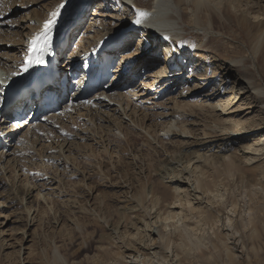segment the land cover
<instances>
[{
    "label": "rangeland",
    "instance_id": "obj_1",
    "mask_svg": "<svg viewBox=\"0 0 264 264\" xmlns=\"http://www.w3.org/2000/svg\"><path fill=\"white\" fill-rule=\"evenodd\" d=\"M25 1L29 2L0 0V41L7 43L17 40L23 34L30 39L38 33L34 25L49 19L60 1L62 2L43 0L22 7ZM205 1L219 13L223 21L220 19L221 23L214 22L213 29L194 37L196 29L187 23L195 13L196 7L180 6L181 10H185V16L181 20V26L184 28L183 38L185 42H197V46L192 47L188 54V45L183 50L177 42L172 43L175 51L170 56L176 61L177 67L168 69L167 73L176 74L182 69V75L156 82L153 87L156 88L155 91L147 90L148 85L153 82L152 78H132L129 80L130 86L116 91L119 95L112 97L135 105L134 101L138 102L136 106L148 112L160 111L164 106L173 109L176 113L167 108L164 110L167 118L156 121H164L168 127L175 126L176 123L179 127L187 125L192 134L179 133L183 137H171L170 132L166 131L169 128L166 127L156 132L155 136L151 132V121H146L143 125L145 128L136 129L140 136L135 138V147L122 145V148H119L115 144L105 147L99 144L88 145L89 141L85 140L82 147L83 157L77 156L78 151L70 152L69 165L60 164L58 160H47V154L54 159L58 158V145H66L68 142L71 147L77 146L75 135L78 127H87L85 130L89 135L88 131H94L97 123L102 124L98 118L95 123L91 115L87 116L97 99L96 93L88 91L83 99L75 101L80 105L81 113H85L83 119H78L76 110L72 117L63 120L66 121L61 123L65 125H60V133L54 131L47 135L48 138L32 141L33 147L30 142L31 158L24 157L25 159L19 160L18 163L7 162L9 156L0 159V201L4 202L0 204V264H147L149 261L156 264H197L192 254L179 262L178 259L184 254L179 248L165 249L163 241L166 234H173L176 229L168 230L164 224L188 225V228H195V231L190 232L194 236H202L203 249L211 247V241L215 240L218 233L222 244H228L229 255L232 256L234 264H264V230L259 228L252 232L249 226L242 225L248 218L246 206L250 202H247L248 197L244 194L247 185L243 186L242 180L245 179L241 178L238 169L240 165L254 167L258 172L261 168L264 169V101L256 99V95L264 96V86L260 81L264 83V40H260L255 50V40L251 41L247 36L249 33L245 31L259 20L264 24V0ZM127 3L110 2L107 5L108 10L101 12L112 27L118 29L126 25V21L131 17V8ZM94 6L95 2L92 1L81 9V27L68 32L67 52L73 51L82 38L84 27L92 18ZM207 21L209 22V19ZM238 22L242 23L244 28H239ZM125 31L127 30H123ZM144 34L142 30L131 33L132 43L122 54L132 53L136 43L147 37ZM206 38H210V41H206ZM146 40L147 43L151 41L149 38ZM91 42L93 45L90 48L96 46L98 37L92 38ZM199 44L205 46L198 48ZM85 47L90 49L86 44ZM160 48L159 46L149 50L145 57L157 54L161 58ZM2 51L6 52L8 48H3ZM55 53L54 51L50 54L51 58H54ZM69 54L64 53L56 58L63 62L65 59L69 60ZM106 54L110 59L111 53ZM251 58L254 64L251 63ZM11 65L17 66L14 63ZM161 67L162 64L155 71ZM247 69L251 72H245ZM146 74L152 76L153 72ZM222 88L224 90H221ZM142 91L146 93L143 97L146 101L139 103L134 95ZM233 92L237 97L226 107H232V110L221 113V104L224 106L221 100L229 98ZM0 93L3 96L2 103L8 93L3 89ZM175 103L186 105L191 111L187 121L179 119L178 113L181 111L174 107ZM0 108L3 110L4 106L1 104ZM25 116L11 117L4 127L10 128L16 119ZM41 118L40 114L35 118L38 119V124H44ZM219 120L226 121L229 125L222 126ZM237 122L242 124L237 128L233 127ZM236 129L245 131H235ZM115 132L119 133L118 130ZM214 132L224 136L216 138ZM22 134L15 137L17 143L26 139ZM157 136H160L159 140ZM201 138L211 139L213 143L208 147L194 146L192 140ZM144 139L150 143H146ZM185 143L190 144L193 152L188 159L179 156V150L187 148L183 147ZM162 144L166 147H162ZM1 150H4L3 146L0 147ZM213 155H218L219 158L213 159ZM148 161L153 163L154 167H147ZM126 163L130 168L128 170L124 169ZM230 166L232 169L228 173L225 170ZM80 168L82 176L74 175ZM88 172L96 173L94 179L85 180V183L89 182L91 186L94 183V190L89 191L90 195L86 189L82 188V192L76 188L77 183L82 181L81 177L84 180V174ZM126 172L128 177L122 181L128 179L127 186H117L118 177ZM260 177L261 175L257 174L255 183L247 189L256 191L258 196H261L258 202L262 204L264 181L258 183L257 179ZM27 180L40 185L38 190L25 192L23 184ZM156 184L166 185L174 192L175 198L163 202L160 209L161 212L169 204L171 208L164 209V212L172 210L175 213L174 218L164 220L165 213L157 216L159 209L155 205V195L152 192V188L159 186ZM46 192V197L50 198L45 200L42 194ZM26 193L29 195L26 196ZM233 206L235 212L231 213L229 209ZM207 212L215 215L211 217L213 224L203 220V216L209 214ZM251 232L260 234V238L257 237L254 243L248 242ZM89 237H93L92 249L80 250L86 245ZM221 253L223 258L217 259L213 264H230V258L223 248ZM255 253L257 256H254Z\"/></svg>",
    "mask_w": 264,
    "mask_h": 264
},
{
    "label": "bare ground",
    "instance_id": "obj_2",
    "mask_svg": "<svg viewBox=\"0 0 264 264\" xmlns=\"http://www.w3.org/2000/svg\"><path fill=\"white\" fill-rule=\"evenodd\" d=\"M41 1L43 0H29V2L25 1V3L22 4V7H26ZM92 1L95 2V6L91 14L92 18H90L91 20L90 22H88V25L84 27L83 36L75 45L76 47L74 48V50L67 52V49L69 47L67 43L69 42L68 41L69 38L67 36L68 32L76 29L78 30L81 27V23L83 19L82 17L83 14L81 9L84 6H86L88 3H92ZM110 2L111 3L113 2V4L126 2L127 4L130 5L131 8L130 10L131 17L126 21V25H122L118 28L119 31H117L118 29L112 27L110 22H107V20H105L104 15L101 13L103 12V10H108L107 5ZM61 4H63V7H59ZM183 5L196 7L195 13L192 14L189 22L187 23L188 25H191L193 28L196 29V32L193 34L194 37H199L201 36L200 34L202 35L206 34L209 29H213L212 24L214 22H220L221 16H219V13L205 0H62V2L60 1L59 6L56 7V10L59 8V15L56 17V24L53 26V30H52V45L49 51L44 54L43 64H33V66L29 68L27 72L23 71L22 62L27 52L25 48V44L28 43L29 40L31 39V38L29 39V37L27 38L25 34L21 35L17 40H12L7 43L0 41V72H1L0 79L2 81L0 82V90L3 89L8 93L7 97H6L7 95L6 93H5L6 95L4 96L6 98L5 105L7 103L13 104L12 108L9 109L8 111L4 110L5 108L3 110L1 109L2 107L0 108L1 109L0 111L1 146L0 147L2 146L4 147V150L0 151V159L2 160L3 156L4 158L9 156L7 162L18 163L19 160L20 161L24 160L25 159L24 157L31 158V154L29 153L31 151V148L29 146L32 143V141L37 142L39 140H42L43 138H46L47 135L54 133V131H58V133H60V125L62 122L66 121L63 120L66 119V117L69 116L72 117V114L76 110L77 111L75 113L77 114L78 119H83V115H85V113H81V110H79L80 105H78V103H76L75 101L77 99H83L88 91H92L96 93L95 96L97 97V99L93 103L94 107L92 106L93 108L92 109L90 108V110L87 112V116L91 115V118L94 122L96 118H98L100 123L102 124L95 122L97 123V127L94 128V131L88 129L89 130L88 132H90L89 135L86 133L85 130L87 127L85 129H83L82 127L81 128L78 127L76 130L77 135H75L76 136L75 140H77L75 144H77V146L75 145L71 147V144L69 145L68 142L66 143V145H62V144L58 145L57 146L59 147L58 158L54 159L49 154H47L45 156L47 160L49 161L58 160L60 161V164H68L69 161L71 160V156L69 155V153L73 151L74 152L78 151L77 156H79L80 158L81 156L83 157L82 147L85 140L89 141L88 145L99 144L105 147V145L115 144L119 146V148L120 146L122 148V145H126V146L130 145L131 147L132 146L135 147L137 144L135 138L140 136V134L136 129L145 128L143 125L144 122L146 123V121H151L152 123L150 125V128L152 127L151 132L152 134H155V136H156V132H158L159 130L160 131L164 130V128L166 129V127L169 128L166 131L170 132L171 137L172 136L177 137L178 135L179 137H183L179 133L183 135L192 134V130L188 128L187 125H183L179 127L178 124L176 123L175 126L168 127L166 126L167 123H165L164 121L159 123L156 121L157 119L163 120L167 118L168 115L164 112V110L167 109L168 107L164 106L160 111L148 112L146 110L137 107L136 105L138 102L134 101V103H136L135 105L132 104V102H123L120 99L116 100L112 98L114 95L117 96L119 95V93L117 94L116 91L130 86L129 80L132 78H136V77L138 78L142 77L145 79L152 78L153 82H151L150 85L147 84L149 86V89L147 90H152L153 87H155L154 84L156 82L160 83L166 79L173 78L174 76L180 77L182 75L181 72L182 69L179 71V73L176 74H172L171 72L167 73V70L168 69L172 70L173 68L175 69L177 67L176 61L173 59L172 56H170L172 52L175 51L172 45L173 42H177L178 46H182L183 50H185L184 47L188 45L187 46L188 52L186 54L189 53L192 47L197 46L196 45L197 42L195 44H192L191 42H185L183 38L184 28L181 26V20L185 16V10L183 11L180 9V6ZM140 12H146L148 13V15L146 17H141L139 15ZM97 17H101L100 20H96L95 18ZM208 19L209 22L207 21ZM136 20H139L140 23H136L135 22ZM221 21L223 20L221 19ZM43 23L44 21L42 23H39V25L36 26L34 25L37 32H39L42 29ZM237 24L239 25V28H244L242 23L238 22ZM81 30L83 29L81 28ZM123 30H127V31L123 32ZM137 30L140 31L142 30V32L145 33L144 36L147 35V37H143L142 39L139 40L138 43H136L135 49L132 53L127 55L122 54L124 51H126L125 49H127L128 46H130V44L132 43V41H130L131 33ZM245 31L246 33L247 32L249 33L248 35L246 33L245 34L248 36V38H250L251 41L255 40L254 49L257 50V46L260 40L262 39L264 40V24L262 23L261 20H259L257 23L253 24L252 28H249ZM92 33L95 34L88 36V34H92ZM149 35L150 37H148ZM94 37H98L99 42L96 44V46L90 48L93 45L91 39ZM165 37H167V39H165ZM147 38L151 39V41L148 43L146 40ZM208 40L210 41V38H208ZM208 40L206 38V41ZM85 44L90 49H86ZM159 46L161 47L159 50V54L162 55L161 58L157 56V54L152 55L151 57H145L147 55L146 53L149 50L152 51L155 48H158ZM204 46L205 45L199 44L198 48ZM3 48H8V51L6 52L2 51ZM54 51L56 52L55 56L54 58H51L52 56L50 54H52ZM106 52L111 53V56H109L110 59H108ZM64 53H70L68 56L69 60L65 59L66 63L65 61L63 62L60 61L61 60L60 58H56L59 57L60 55L62 56V54L64 55ZM94 56L96 57L100 56V58L102 57L103 66H105L106 69L103 74L106 76L107 80L102 79V81L105 82L103 84L99 83L98 81H95L93 75L91 76V78H88L87 75L90 67V59H92ZM82 59H84V62H82ZM262 59H264V57H262ZM262 59L261 62L263 64ZM250 60L251 63L254 64L253 59L251 58ZM135 62L136 64L134 65ZM12 63L17 64V66L11 65ZM160 64H162V67L159 70L155 71V69H157V67ZM59 67L61 68V71L58 72V76L62 77V79L69 78L70 80V84L66 88L67 96L65 98H60V94L57 95L56 98L59 100V103H61L62 105L59 110H55L56 106L58 105L55 106H50L49 104L45 105L44 107H46V111L48 113L42 115L41 119L44 122V124H38V119L34 120L33 119L34 116L31 115L32 110L31 112H29L30 105L32 104L31 99H33L32 94L36 95V98H38V92L34 91V93L31 92V96L29 95L26 96L25 94H23L24 91H26V88L24 87L25 86L27 87V85H29L33 81L34 82L38 81V83L41 84L42 81L38 79L39 76L44 75L43 71H47L53 68L58 69ZM140 70L141 72H139ZM147 72H153V75L152 76L147 75L146 74ZM245 72L249 73L251 71L247 69V71ZM260 81H261V85L264 86L263 81L262 80ZM10 85H13V87L9 88ZM142 87L143 86H141V88ZM53 88H55V85ZM153 90L155 91L156 88H154ZM221 90H224V88H222ZM235 94L236 93L233 92V94L229 98H226L225 100L223 99L221 100L224 105L222 106L221 104L222 107L221 113L222 112L225 113L227 111L229 112L232 110V107L229 108L226 107L237 97V95L234 96ZM145 95L146 93L142 91L141 93L138 92L135 93L134 97L136 101L139 100V103L140 102L142 103L146 101L143 99ZM51 96H53V94ZM256 96H257L256 99L264 101V96L262 95H256ZM2 97L3 96L0 93V105H1ZM37 103L38 102H36V104ZM178 105H176L175 103L174 107L181 111V113L180 112L178 113L180 114L179 119L185 122L191 116L190 113L191 111L188 110L186 105L183 104L179 106ZM44 107L39 106L38 108L39 110H42ZM168 110H172L173 112H175L173 109L170 108H168ZM24 115H26L25 118H21L19 120L14 119L15 123L11 126L12 128L4 127L6 124H8L9 119L11 117H16V116L22 117ZM237 123L238 124L233 125V127L237 128L238 125L242 124V122H237ZM219 124H221L222 126L229 125L226 121H222V120H219ZM115 130H118L119 133L117 134ZM235 131H245V130L236 129ZM20 133H23L22 135H24V137L26 136V139L24 138L26 142L25 140H23L20 143H17L15 137ZM214 133H215L214 136L216 138L218 137L219 139L220 137L224 136V135H216V132ZM206 134H208V132H206ZM159 137L160 136H157L158 140ZM144 141H146V143H150L147 139H144ZM192 143L194 146L208 147L211 143H213V141L211 139L207 140L205 138H201L199 140H192ZM31 145H32L31 147H33V143ZM161 146L166 147V145L163 144ZM183 147L184 148L187 147V148L181 151L179 150V156L180 158L188 159L190 157V154L193 153L191 151L190 144L187 145L185 143ZM104 151L106 153V150ZM217 158H219L218 155H213V159H217ZM149 161L147 167H154V164ZM122 164L123 163H121V165ZM78 166L81 167L80 164ZM128 168L129 165H127L126 163V167L124 169L128 170ZM231 169L232 167L230 166V168H228L225 171H228L229 173ZM238 169L240 170L241 178L245 179V181L242 180V182H244L243 186L247 185L245 187L246 190L244 191V194L248 197L247 202H250L249 204L247 203L246 206L248 218L246 221H243L242 225L244 227L249 226L252 232H254L256 229L259 228H262L264 230V198H263V203L260 204L258 202L260 200L258 199H260L261 196H258L256 191H252V189L249 188L247 189L248 186H252L253 183H255L254 181L256 180L257 174H259V176L261 175L259 180L257 179L258 183L264 181L262 179L264 178V169L261 168V170H259L258 172L257 170L254 169V167H248L246 165H240ZM81 171H82L81 168L78 169L77 173H75L74 175L82 176ZM92 172H88L87 173L88 175L84 174V176L86 177L84 180L81 177V180L83 182L81 181L80 183H77L76 188L78 189V191L83 192V190L86 189L89 195H90L89 192L90 190L93 192L94 183L92 186L91 183L89 184V182L87 184L85 183V180L88 181L90 179H94L96 173H92ZM180 172H182V170H180ZM127 175L128 172H126L123 176L118 177L119 182L116 185L119 187H126L127 186L126 182L128 179H126V181H122V179L128 177ZM107 179H109V177ZM23 185L25 188V192L27 193H30V190L31 191L35 189L38 190V186H40L29 180L25 181ZM152 192L155 195V205H157V209H159V211H157L158 213H156L157 216L160 217V215L165 213V216L163 217L164 220L166 218L167 219L174 218L175 213L172 210H167L164 212V209L171 208L169 207V204L165 208H163L162 211L160 212L163 202L175 198L174 192L170 190L168 186L163 184L162 185L160 184L159 186L152 188ZM27 193L26 196L29 195ZM46 194L47 192L45 194H42V197L45 200L50 198V196L47 198ZM64 194L66 195L67 193ZM78 194H80V192ZM38 196H39V192H38ZM1 203L4 204V202L0 201V204ZM5 206L7 207V205ZM234 207L235 206L229 209L231 210V213L235 212ZM207 213L209 214L203 216V220H206V222L208 221L211 224H213V220L211 219V217H215V215L212 214V212L211 213L207 212ZM83 215L84 214H82L81 217H83ZM92 223L96 225L94 222ZM164 227H166L168 230L171 228L176 229L173 234L171 233L166 234L164 238L165 241H163V246L165 247V249H169L172 247L179 248L181 252L184 253L183 256L178 259L179 262L183 258L187 257L189 254H192V257L197 262V264H213L217 262V259L223 258V254L221 253L223 248V250H225V254L228 255L230 258L228 259V262L230 264H234L233 263L234 260H232V256L229 255L230 250L227 246L228 244L226 243L222 244L220 239L221 236H219L218 233L214 232L216 233L215 240H212L210 244L211 247L207 246L205 250L203 249L204 246L201 240L202 236H198L196 234H195L196 236H194V234L190 232L192 230L195 231L194 230L195 228L193 227L188 228V225L178 226L176 224H164ZM252 232L248 237V242L254 243L256 242L257 237L258 239L260 238L259 237L260 234H253ZM92 241H93V237H89L86 245L83 246L80 250L88 251L92 249ZM212 249H214V251H212ZM176 255L178 256V253H176ZM254 256H257V254L255 253ZM154 263L155 262L149 261L147 264H154Z\"/></svg>",
    "mask_w": 264,
    "mask_h": 264
},
{
    "label": "snow or ice",
    "instance_id": "obj_3",
    "mask_svg": "<svg viewBox=\"0 0 264 264\" xmlns=\"http://www.w3.org/2000/svg\"><path fill=\"white\" fill-rule=\"evenodd\" d=\"M59 7H63L61 4ZM59 15V8L54 11L50 18L45 20L42 29L34 34L28 42L27 52L22 62V69L27 72L33 64H43L44 54L49 51L52 45V30L53 26L56 24V17ZM141 17H146L148 13L140 12ZM140 23L139 20L135 21ZM167 39V37H165ZM91 103V101H89Z\"/></svg>",
    "mask_w": 264,
    "mask_h": 264
}]
</instances>
